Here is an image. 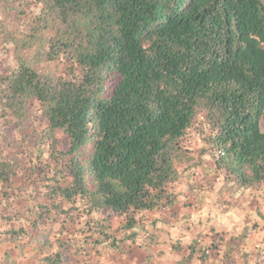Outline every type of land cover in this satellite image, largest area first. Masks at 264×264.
<instances>
[{
  "label": "trees",
  "instance_id": "1",
  "mask_svg": "<svg viewBox=\"0 0 264 264\" xmlns=\"http://www.w3.org/2000/svg\"><path fill=\"white\" fill-rule=\"evenodd\" d=\"M0 8V49L14 61L0 66V243L37 241L50 246L37 264L69 262L72 248L83 250L64 234L78 201L88 217L75 234L126 251V239L140 236L137 214L179 202L174 184L192 134L224 190L264 184V0H0ZM11 12L28 16L23 30L6 25ZM39 55L65 72L39 70ZM115 216L125 218L122 237ZM57 220L61 236L42 237Z\"/></svg>",
  "mask_w": 264,
  "mask_h": 264
},
{
  "label": "rangeland",
  "instance_id": "2",
  "mask_svg": "<svg viewBox=\"0 0 264 264\" xmlns=\"http://www.w3.org/2000/svg\"><path fill=\"white\" fill-rule=\"evenodd\" d=\"M2 13L0 8V18ZM9 16L6 25L12 30H23L28 23L25 14L11 12ZM0 23L3 20L0 19ZM39 57H35L39 70L54 74L65 72L62 62L47 63ZM12 62L13 55L0 49V66L5 68ZM261 126L264 130V122ZM187 145L190 147L189 159L179 166L180 176L174 184L179 202L172 208L137 214L140 236L136 241L126 239V251L116 252L99 242L93 246L95 239L86 240L84 235L75 234L74 230L88 217L83 211L84 205L77 201L76 225L66 228L64 234L65 238L72 237L80 243L89 255L83 250L75 253L77 247L72 248L74 256L64 264H264V184L238 192L224 190L221 177L209 172L214 161L211 156L201 153L200 137L190 135ZM24 203L14 197L12 205L22 208ZM9 205L6 203L5 207ZM1 211H4L2 203ZM112 219V230L118 237L124 236V216ZM61 227V220L48 223L40 235H48L49 240H54L55 233L57 237L61 236L58 233ZM190 244L196 245V253L191 254ZM49 248L48 245L42 248L37 241H20L18 245L6 240L0 243V264H37Z\"/></svg>",
  "mask_w": 264,
  "mask_h": 264
}]
</instances>
